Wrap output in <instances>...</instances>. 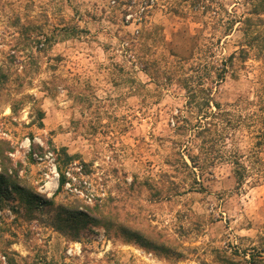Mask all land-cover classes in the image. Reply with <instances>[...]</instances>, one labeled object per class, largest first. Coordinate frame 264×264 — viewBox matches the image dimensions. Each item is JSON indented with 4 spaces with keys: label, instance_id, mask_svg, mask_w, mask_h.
I'll use <instances>...</instances> for the list:
<instances>
[{
    "label": "rangeland",
    "instance_id": "1",
    "mask_svg": "<svg viewBox=\"0 0 264 264\" xmlns=\"http://www.w3.org/2000/svg\"><path fill=\"white\" fill-rule=\"evenodd\" d=\"M138 1L0 0V69L8 77L3 82L0 77V140L9 146L8 172L16 169L41 200H50L57 188V165L63 160L59 148L65 147L73 159L55 202L77 197L91 206L97 196L112 197L111 206L121 216L154 226L182 244L184 256L157 255L107 237L96 226L71 238L52 226L54 205L29 213L8 198L0 203V264H10L9 259L11 264H213L214 248L240 251L258 246L264 237V180H256L252 166L243 184L236 183L232 166L223 160L212 167L205 192L171 198L154 194L168 178L179 181L181 190L187 187L165 163L171 145L165 112L181 106L182 92L175 84L157 85L139 70V60L127 47L145 25L148 57L176 65L171 52L221 56L243 43L244 36L236 29L220 44L215 38L208 42L203 38L209 26L198 34L201 24L191 22V31L183 32L179 18L169 15L187 4ZM205 3L203 17L217 22L242 13L245 4ZM134 7L137 15L124 12ZM183 33L200 37L187 39ZM249 56L237 79L227 76L221 83L225 97H251L255 79L264 78L260 62ZM237 139L241 147L251 144L249 136ZM31 145L37 147L30 156Z\"/></svg>",
    "mask_w": 264,
    "mask_h": 264
},
{
    "label": "trees",
    "instance_id": "2",
    "mask_svg": "<svg viewBox=\"0 0 264 264\" xmlns=\"http://www.w3.org/2000/svg\"><path fill=\"white\" fill-rule=\"evenodd\" d=\"M142 1L146 0H139L138 5ZM179 2L187 5L168 13L179 18L183 32L191 31L189 27L191 22H199L202 28H196L199 30L198 34L209 26L208 36L203 38L208 42L209 38H215L214 43L220 44L221 39L224 40L236 29L241 31L245 39L231 52L210 58L193 56V52L191 55L171 52L179 63L176 65L168 63L162 65L148 57L145 53L147 28L145 25L135 44H127L134 57L140 62V71L157 85L175 84L182 92L181 106L171 107L165 112L169 115L167 138L171 143L165 163L187 182V187L181 190L179 181L168 178L166 187L156 189L154 194L171 198L188 191L205 192L212 176V167L223 160L228 161L232 166L237 184H243L247 180L251 166L255 170L256 180H264V78L255 79L251 97L237 94L227 98L224 95L225 91L220 87L227 76L236 79L239 77L251 54L260 62L264 72V26L261 27L264 18V0H244L245 4L242 5L244 11L231 13L223 22H217L215 18L211 21L203 17L208 12L204 7L206 0H179ZM138 10L134 7L124 12L134 11L137 15ZM181 37L197 39L200 35L183 33ZM196 48L201 50L199 46ZM0 77L1 82L8 78L6 73H2V69H0ZM38 114L41 118L43 113L39 110ZM239 135L250 137L249 147H241L237 143ZM7 146V141L0 140V203L3 199H17V202L29 213L46 203L54 205L52 226L71 238L77 237L85 228L96 226L102 228L107 237H120L157 255L175 259L184 256L182 244L169 238L154 226L138 223L133 215L121 216L111 206L112 197L101 200V197L97 196L91 206L84 204L77 197H65V200L55 202L54 197L62 192L67 180L66 167L73 159L65 147L59 148L63 160L57 165V188L50 200H41L32 187L25 184L18 176L16 169L11 173L8 172L9 159L5 153L9 147ZM35 147L37 146L31 145L30 156ZM247 150L248 152L245 153ZM82 164L86 166V163ZM93 199L94 197L90 201ZM259 240L258 246L253 245L249 249L240 251L237 248L233 252L228 251L223 246L214 248L213 257L216 263L213 264H242V262L264 264V237H259ZM9 262L11 264L13 259H9Z\"/></svg>",
    "mask_w": 264,
    "mask_h": 264
},
{
    "label": "built area",
    "instance_id": "3",
    "mask_svg": "<svg viewBox=\"0 0 264 264\" xmlns=\"http://www.w3.org/2000/svg\"><path fill=\"white\" fill-rule=\"evenodd\" d=\"M65 173H66V175H68V172L67 171H65ZM91 198H89V200H90ZM91 202V201H90Z\"/></svg>",
    "mask_w": 264,
    "mask_h": 264
}]
</instances>
